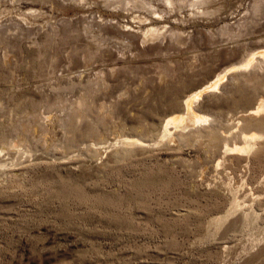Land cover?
I'll list each match as a JSON object with an SVG mask.
<instances>
[{"label": "rangeland", "instance_id": "374dc122", "mask_svg": "<svg viewBox=\"0 0 264 264\" xmlns=\"http://www.w3.org/2000/svg\"><path fill=\"white\" fill-rule=\"evenodd\" d=\"M201 1L0 0V264H264V141L225 153L264 99V61L243 65L264 0ZM239 64L197 101L216 131L161 139ZM130 137L158 142L100 148Z\"/></svg>", "mask_w": 264, "mask_h": 264}, {"label": "bare ground", "instance_id": "6f19581e", "mask_svg": "<svg viewBox=\"0 0 264 264\" xmlns=\"http://www.w3.org/2000/svg\"><path fill=\"white\" fill-rule=\"evenodd\" d=\"M165 1H170V0H165ZM198 3L202 4L203 1L199 0ZM168 4H171V3H168ZM205 10L206 9L204 7V11ZM204 14H208V13H204ZM157 32L159 33L158 30H155L151 27L146 30L145 34H148L150 36L151 35L155 36L157 35ZM249 57L250 58L247 59L249 60V62L247 61L245 62V64L242 63L243 65H249V63L253 61L255 62L264 61V50L259 51L258 54L250 55ZM239 67H240V64L232 65V66L230 65V67H227V69L223 70L221 73H218L217 75L209 79V81L205 85L200 86V87L198 86L193 91H190L187 95L183 96L182 101L179 105V108L165 115L162 122L160 123L161 124L160 125L161 139L162 140L165 139L168 141V140H174L175 138H178L180 139V142H181L182 139H185L187 136H191L195 138L196 136L205 135L208 131H216L217 128L214 127L215 120L211 119L209 114L200 112L197 109V103L200 101L199 97H202V100H203L207 96H212L213 93H215L216 91H220L222 86L225 83V82H222L223 79H226V82H227L228 76L231 75L232 73L237 72V71L239 72L241 70L244 71L242 68L239 69ZM242 112L243 113L239 115V118H238L239 121L244 122L246 120H250L252 122V126H254L255 129L254 131H251V130L244 131L246 130L245 127L240 128V132L237 134L240 142L235 143L230 146L226 144L225 153H230V154H235V155H248L252 151L258 149L260 142L264 141V99H261L259 103L255 105V107L245 109ZM255 113L256 114L258 113L259 116L254 117ZM192 126H196L194 131L190 132L189 134L182 133V130L184 128H187V127L189 128ZM157 142H158V139L157 140H146V139H143V138L141 139L138 137L137 138L130 137V138H123L120 141H114L112 143H109L107 146H102L100 148H104L105 152H107L111 148L147 147L150 144H156ZM237 202H235L233 198L232 205L227 211L226 215H223L222 217H220L217 220V223L220 224L222 221L225 220L226 216H228L229 214H232L234 211L237 212V209H239V206H240L239 205L240 203L237 204ZM251 212L248 214H245V215H248L246 218L250 217L249 215L253 213Z\"/></svg>", "mask_w": 264, "mask_h": 264}]
</instances>
